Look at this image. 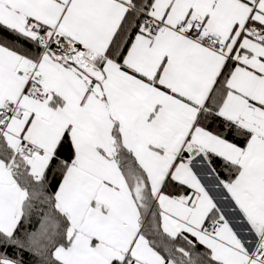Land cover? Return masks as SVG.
Wrapping results in <instances>:
<instances>
[{"label": "snow or ice", "instance_id": "1", "mask_svg": "<svg viewBox=\"0 0 264 264\" xmlns=\"http://www.w3.org/2000/svg\"><path fill=\"white\" fill-rule=\"evenodd\" d=\"M0 264H264V0H0Z\"/></svg>", "mask_w": 264, "mask_h": 264}]
</instances>
